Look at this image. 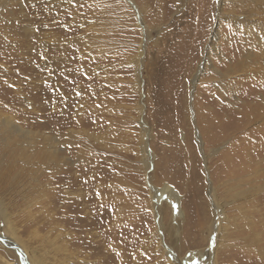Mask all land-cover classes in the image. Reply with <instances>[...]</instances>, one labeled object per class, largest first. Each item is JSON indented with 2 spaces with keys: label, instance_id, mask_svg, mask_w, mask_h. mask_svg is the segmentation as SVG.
Instances as JSON below:
<instances>
[{
  "label": "rangeland",
  "instance_id": "1",
  "mask_svg": "<svg viewBox=\"0 0 264 264\" xmlns=\"http://www.w3.org/2000/svg\"><path fill=\"white\" fill-rule=\"evenodd\" d=\"M0 238L264 264V0H0Z\"/></svg>",
  "mask_w": 264,
  "mask_h": 264
},
{
  "label": "bare ground",
  "instance_id": "2",
  "mask_svg": "<svg viewBox=\"0 0 264 264\" xmlns=\"http://www.w3.org/2000/svg\"><path fill=\"white\" fill-rule=\"evenodd\" d=\"M181 113V112H180ZM182 114V113H181ZM182 118V117H181ZM182 123V122H181ZM194 175V174H193ZM214 178V177H213ZM171 201V203L173 204L174 202H173V200H170ZM174 205V204H173ZM176 205V204H175Z\"/></svg>",
  "mask_w": 264,
  "mask_h": 264
},
{
  "label": "water",
  "instance_id": "3",
  "mask_svg": "<svg viewBox=\"0 0 264 264\" xmlns=\"http://www.w3.org/2000/svg\"><path fill=\"white\" fill-rule=\"evenodd\" d=\"M2 238H0V240H1ZM3 240V239H2Z\"/></svg>",
  "mask_w": 264,
  "mask_h": 264
}]
</instances>
